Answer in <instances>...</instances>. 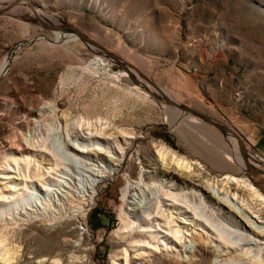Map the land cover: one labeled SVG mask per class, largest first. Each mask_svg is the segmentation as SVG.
Segmentation results:
<instances>
[{"label": "rangeland", "instance_id": "1", "mask_svg": "<svg viewBox=\"0 0 264 264\" xmlns=\"http://www.w3.org/2000/svg\"><path fill=\"white\" fill-rule=\"evenodd\" d=\"M14 1L0 0V8H8L0 13V175L8 177L0 178V196L14 195V200H0V257L7 256L4 250L15 248L5 241L10 237L5 229L47 216H69L66 202L73 199L79 206L87 192L84 188L94 183L87 210L90 264H127V245L115 231L121 227L131 188L138 187L136 198L146 202L150 188L167 191L166 185L173 184L163 173L150 172L152 168L142 164L143 153L150 164L159 159L157 150L148 153L154 140L165 143L189 164L197 162L194 166L207 178L203 182L210 190L202 185L205 192L210 191L207 194L198 190L200 183L195 180L173 191L182 200L186 195L184 200L209 225L194 223L183 231L188 229L218 246L213 264H224L232 257L238 264H264V246L260 254L253 244L229 248V241L243 236V216L238 214L242 207L232 203L235 212L219 204L220 199H230L226 194L220 196L212 183L225 174L213 170L209 159L196 149L204 133L230 136L228 131L174 105L226 124L243 151L255 158L258 168H264V0H26L28 3L18 1L12 6ZM65 23L133 65L158 87L149 85L163 89L170 99L151 93L143 103L127 94L126 90L139 88L143 78L87 46L74 32L73 39L63 42L57 31L69 30ZM138 57L149 64H141ZM178 112L184 114L185 130L173 127L171 115ZM117 116L130 120L123 128H136L137 139L128 144L112 135L108 144L89 139L98 129L110 127L109 121ZM71 126H75V138ZM93 128L94 132L88 131ZM17 139L30 151L16 153ZM44 142L65 162V169L49 172L48 180L25 182V186L19 175L24 172L18 171L13 159L30 155L31 164L34 159L44 172L50 171L56 167L53 154L49 157L29 145ZM65 143L84 152L65 151ZM159 164L163 169L160 159ZM105 171L112 175L98 178ZM245 174L264 195V174L250 169ZM187 216L190 220L194 214ZM182 236V245L176 249L186 259V250L193 245L187 235ZM72 239L78 245L82 237ZM137 262L142 263L139 258Z\"/></svg>", "mask_w": 264, "mask_h": 264}, {"label": "bare ground", "instance_id": "2", "mask_svg": "<svg viewBox=\"0 0 264 264\" xmlns=\"http://www.w3.org/2000/svg\"><path fill=\"white\" fill-rule=\"evenodd\" d=\"M73 32L74 31L72 30L70 31L67 29L57 31V33H59L60 36L62 37L63 42H68L70 39H73L75 33ZM76 36L78 37V35ZM42 38H37V39H42ZM115 56L119 58L117 55ZM121 60L124 63V67H126L131 71H135L141 78L145 79V80L142 79L140 81L141 86H139V88H136L135 90H131V89L126 90L125 92L127 94L131 96H136L138 100L140 99V101H143V103L144 101L149 100V95L151 93H154L159 97L162 95L166 98H169V95L163 89L161 88L155 89L154 87H158V86L155 83L151 82V80L148 79L146 76L141 74L137 68H135L131 64L126 63L123 59ZM137 60L143 65L149 64L146 60L140 57H138ZM148 82L149 83L151 82V84L154 87L149 85ZM174 105H176L177 107L183 110L189 111L186 106L179 104H174ZM131 114L129 117L130 119L132 116H134L133 115L134 112ZM173 115L174 117H172L171 120L173 121L172 122L173 127L180 131L185 130V126L187 125H185V123L183 124L182 122L185 119V117H183L184 114L180 115L178 112V113H173L171 116ZM197 116L207 120L208 119L212 120L217 124L223 126L224 128L227 126L222 122L211 119L209 116L203 113ZM128 121H130L128 118L124 119L121 116L114 117L109 121L110 122L109 126L111 125L110 127L102 128V130L100 128V130L98 129V131L92 134H90V132L92 131L94 132L95 129L94 128L92 130L89 129L88 131H90L89 132L90 135L88 134L87 135L89 136V139L92 140L94 139L99 141L100 143H105V144L109 143L108 141L109 136L112 135L115 140L116 138L121 137L123 138L125 143L128 144L130 140L138 138L137 136L138 132L136 128L129 126L123 128V125H130ZM109 122H106V124L108 125ZM28 125L29 122L26 125V127ZM114 126L117 128L118 127L121 128L115 130ZM74 128L75 126H71V130L73 131L72 134L74 135L75 138L76 134H74ZM76 130H78L77 127ZM230 131L231 133L228 131L230 136H227L225 134L219 135L218 133L215 132H213L212 135L209 134L206 135L204 132H202L205 135L203 134L201 139H199L198 145L195 146L197 147L196 149L199 150L198 152H200V154H204L203 156L209 159L210 162L207 160L206 161L210 163L211 165L210 167L213 170H215L216 172H224L225 174L222 179L218 178L215 179V181L213 179L214 182L212 183L214 187L216 186L218 187V193L220 196L226 194L227 197L230 199V201H223L220 199L219 204L222 203L226 206H229L231 209H234L235 212H236V207L235 204L233 205L232 203H236L242 207L241 208L242 210L238 214L243 216V224L240 223V225L243 227V236L239 235L237 238L238 241L236 242L229 241L230 244L229 248L238 249L239 247L253 244L260 249L258 251L256 250L257 253H259L263 249L262 246H264V195L255 185L254 181L250 177H247V175L245 174V171L247 169H250L251 167L258 168L257 162L255 158H253L248 153V151L246 152L243 151V148L237 142V139L233 135L231 129ZM20 141L21 139H17V141L14 142V144H16L18 148L16 153L30 151L26 147H21ZM65 144H66L65 151L73 152L76 155L84 152L81 149L73 147L69 143H65ZM29 145L36 146V148L38 147L37 152L43 154L45 152H47V154L49 153V157L50 155L53 154L54 165L56 167L51 169L50 171L44 172V170H42V168L40 167L41 165H37L38 163L35 164L37 161L35 162L34 159L31 164V159H29L30 155L29 157L25 156L22 159L14 158L13 159L14 163L17 164V166L19 167L18 171L20 172L22 170L24 172L22 173L21 171L22 174L19 173L21 177L20 180H23L24 184L25 182L32 183L38 179L39 181L44 178L45 179L47 178L48 180L50 175L49 172L52 171L55 172L56 170L62 171V169H65L64 167L65 162L62 163L61 160L58 158L57 154H55L54 151L50 149V147H47L45 142L40 143V145H36V143L35 145H33L32 143H30ZM245 148H247V146H245ZM155 150H157L156 152H158V158L160 159V163L162 164L163 169H161L159 166L160 165L159 159L157 160V158H155L156 160H154V162L150 164L151 162L149 163L146 160L148 155L146 157L144 153H143L144 157L141 156V158L143 159L142 164H145L147 168H152L150 172L153 171V172L163 173V176L166 177L167 179L169 178V180L172 181L173 184L171 186L166 185L167 191L163 189L158 190V189L150 188L149 201L146 202H144L143 199L140 200L139 198H136L135 193L136 192L138 193V189H139L138 187L131 188L130 194L126 198L125 212H123L124 214L121 216L122 218L121 227L115 231L116 234L122 236V240H121L122 243L127 245V248L124 249L126 252V256H125L126 263L138 264L137 258H139L140 261H142L141 264H213L211 258L215 257L216 253L219 252L218 246L214 247L212 245L213 244L212 240L208 238H204V236L201 235L197 237L192 233L188 232L187 231L188 229H186V233L185 231H183V228H186L188 227V225L190 226L191 224L193 225L194 223H197L196 225H199L200 222L202 226L203 225L206 227L208 226V228L209 225H207L205 221L200 219L195 208L188 205V203L184 200L187 197L186 195H184L185 198L182 200L181 198H178L179 195L173 193V191H176L180 185L182 186L189 185L188 183L191 180H195L198 183H200V185L199 184L196 185L199 191H202V193L204 191V194L205 193L207 194V192L209 193L210 188H206L207 187L205 185L206 183L203 182L204 181L203 177L206 178L205 175L201 177L198 167L194 166L195 164H198L196 161L194 165L193 163L189 164V162H186L187 160L184 157L178 155L176 151L169 148L165 143L156 142L153 140L151 145H149L148 153L154 154ZM125 152L126 151H124L123 154ZM138 152L140 153L141 151L139 150ZM122 156L124 157V155ZM98 157L100 158L102 157V155L98 154ZM11 162H9L8 164L10 165ZM192 166L194 167L192 168ZM6 167L8 168V166ZM8 169H11L10 166ZM191 169L193 170L188 171ZM130 170L131 173H134L133 172L134 165L131 166ZM4 174L5 173H3V175L1 174L0 178L2 179L8 178L6 177L7 174L6 175ZM110 175H112L110 171H105L100 176H98V178L100 177L106 179L109 178ZM202 185H204L205 188L209 190L205 192L206 189L203 188ZM94 186L95 184L93 183V186L84 188V189L87 188V192H83L84 197L79 199V206L74 204L73 199L70 200V202L69 201L66 202L65 207L67 212L69 213L68 214L69 216H64V217L61 216L60 218H54V216L53 217L47 216L44 219L41 218L36 221L21 222L13 228H7L8 226L7 225L5 227L7 229H5L4 231L6 235L10 234V237L9 239L7 238L8 241L7 240L5 241L8 242L9 245L11 244L15 245V248H12L13 250H11V248L4 250L5 255L7 256L4 255L5 257H0V259L3 260V261L0 260L1 261L0 263L2 264L3 262L4 264L5 263L9 264L8 262H10V264H53V262H55V264H90V255H91V251H90L91 249H89L90 227L88 224L87 210L89 209L88 207L91 205V199H92L91 190L95 189ZM15 189L17 188L15 187ZM3 196H0L1 197L0 200L2 201H7L8 198L11 199L14 198V195L11 197L5 196V198H3ZM206 198L209 201H212L213 197H211V195L210 196L208 195ZM154 200H156V203L151 204V202H153ZM192 212L194 214V217H190V220L189 218L188 219L185 218L188 214L190 215V213ZM75 214H77V216L75 218H72L73 215ZM129 218H132V220H134L135 222L133 223V221L129 220ZM31 230L34 231V233H32L33 235H29V232ZM183 233L187 235L186 237L188 238V241L193 245L191 249L186 250V254H187L186 259L185 258L181 259L180 255L178 254V250L176 249V246L182 243L181 239L183 238L182 236ZM248 234L253 235V237L259 239L260 241L252 240L250 239L249 236L248 238L247 237ZM75 237L76 238L82 237L78 245L72 242L73 240L72 238ZM2 244L3 242L1 243V245ZM10 251L12 252L10 253ZM133 254H136L138 256H133ZM224 264H238V261L236 259H233L232 257L231 261H227Z\"/></svg>", "mask_w": 264, "mask_h": 264}, {"label": "water", "instance_id": "3", "mask_svg": "<svg viewBox=\"0 0 264 264\" xmlns=\"http://www.w3.org/2000/svg\"><path fill=\"white\" fill-rule=\"evenodd\" d=\"M18 1H24V2H27L26 0H15L13 4L17 3ZM28 3V2H27ZM33 7V6H32ZM8 8H4V9H0V13L2 12H6ZM64 26L66 28H68L69 30H72L76 33V35H78V37L80 38V40L86 44L87 46H92L94 47L95 49H97L102 55H104L105 57H107L108 59H110L111 61L121 65V66H124V63L121 59L117 58L111 51H109L108 49H106L103 45L99 44L98 42L90 39L86 34H84L80 29L68 24V23H65ZM151 83V82H150ZM163 100L167 103H170L169 101H167L166 99L163 98ZM187 109L189 111H191L192 113H194L195 115H200L201 113L198 112L197 110H194L192 108H189L187 107ZM230 133V128L229 127H225ZM250 171H254V172H257V173H261V174H264V168L263 169H260V168H256V167H251L250 168Z\"/></svg>", "mask_w": 264, "mask_h": 264}]
</instances>
